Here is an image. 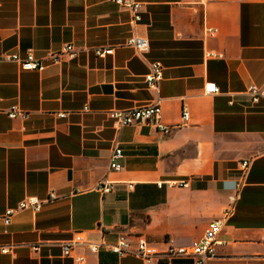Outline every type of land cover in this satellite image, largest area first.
I'll list each match as a JSON object with an SVG mask.
<instances>
[{
  "label": "crops",
  "instance_id": "crops-1",
  "mask_svg": "<svg viewBox=\"0 0 264 264\" xmlns=\"http://www.w3.org/2000/svg\"><path fill=\"white\" fill-rule=\"evenodd\" d=\"M137 1L141 21L131 25L112 0H0V264H144L101 244L126 233L189 245L232 197L217 254L204 264H264V98L247 93L264 88V0ZM134 34L148 40L145 53L120 46ZM66 43L78 57L43 71L3 58ZM156 61L158 90L144 78ZM208 83L219 91L206 93ZM157 100L168 134L153 122L116 129L107 114ZM13 106L26 117L10 118ZM115 146L124 152L118 172ZM105 180L111 190L101 193ZM29 197L43 201L40 210L18 211L5 233L1 216ZM78 233L98 252L78 245L64 256Z\"/></svg>",
  "mask_w": 264,
  "mask_h": 264
},
{
  "label": "built area",
  "instance_id": "built-area-1",
  "mask_svg": "<svg viewBox=\"0 0 264 264\" xmlns=\"http://www.w3.org/2000/svg\"><path fill=\"white\" fill-rule=\"evenodd\" d=\"M116 4L126 8L131 13L130 24L136 25L141 21L142 6L137 0H112ZM120 46H128L134 48L138 53L143 54L148 50V40L132 35L127 41ZM114 48H96L95 54L99 57H104L107 54H112ZM79 55V49L73 43H66L57 50H48L40 57H37L32 49L28 50L25 56L21 57L18 54H5L3 58L7 61L18 62L24 70H38L43 71L50 65H59L65 62H70L76 59ZM145 82L149 88L158 90L159 83L163 80V66L161 62H153L150 64L149 72L145 75ZM206 93H215L219 91V88L215 84L208 83ZM248 95L251 96L252 102L258 103L261 98H264V88L251 86L247 89ZM87 107L84 111H88ZM10 118H25L26 113L20 110L17 106L11 107L6 111ZM108 117L113 123L116 129H120L125 126L141 124V123H156L159 129L165 133H170L174 127H168L162 125L159 120L162 114V108L160 101L137 106L130 109H116L107 112ZM66 114H61L65 116ZM183 121L189 120V110L187 107L183 110ZM124 157L123 149L120 146H115L112 156L110 158V168L112 171H121L123 166L121 163ZM242 176L245 177L248 173L251 160H243L241 162ZM240 184V183H239ZM239 184L237 187L239 188ZM182 187H187L188 183H179ZM97 190L101 193H108L111 190V182L108 180L102 181L98 184ZM54 195L51 196L53 198ZM236 197L231 198V203L228 207L224 208L220 217L213 219L201 238L193 241L189 245H175L172 240L165 242L164 247H159L152 244L147 239L141 236H134L130 234H121L117 242L114 244L102 243L109 251L115 253L118 257H125L134 255L142 259L144 264H164L175 258H192L196 260L197 264H204V262L210 258H213L217 254V246L220 242L217 239L218 234L222 230L226 221L232 216L234 212V202ZM43 201L29 197L22 200L16 208H10L6 210L5 214L1 216L6 229L11 223L12 217L20 210L32 209L38 212L42 206ZM78 245H87L89 250L93 253L98 252L99 245L87 241V239L80 233L76 234L74 238L63 243V255L71 256L72 250ZM35 251L38 250L37 246H34ZM3 252H10L11 247L6 246ZM77 262H83L85 258L83 256H76Z\"/></svg>",
  "mask_w": 264,
  "mask_h": 264
}]
</instances>
